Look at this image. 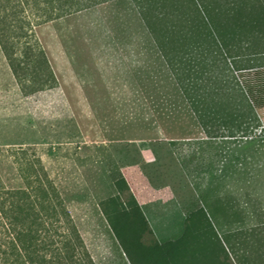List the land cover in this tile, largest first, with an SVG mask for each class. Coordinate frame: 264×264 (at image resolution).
<instances>
[{"label": "rangeland", "instance_id": "374dc122", "mask_svg": "<svg viewBox=\"0 0 264 264\" xmlns=\"http://www.w3.org/2000/svg\"><path fill=\"white\" fill-rule=\"evenodd\" d=\"M33 40L55 79L36 93L0 51L1 198L41 167L94 264H128L103 213L114 197L134 199L159 243L177 239L203 200L236 206L234 228L264 231V68L237 73L260 120L256 136L202 144L185 112L157 113L139 86L149 57L128 1L35 28Z\"/></svg>", "mask_w": 264, "mask_h": 264}, {"label": "trees", "instance_id": "16d2710c", "mask_svg": "<svg viewBox=\"0 0 264 264\" xmlns=\"http://www.w3.org/2000/svg\"><path fill=\"white\" fill-rule=\"evenodd\" d=\"M114 1L124 0H0V51L15 81L22 88L30 84L29 93L55 83L43 50L29 41L35 28ZM126 1L149 57L135 74L156 97V112H185L202 144L256 136L260 120L237 73L264 68V0ZM38 168L41 174L25 179L26 189L0 197V264H94L60 195ZM115 183L127 191L122 179ZM102 206L128 264H264V231L234 228L242 218L232 204L227 209L201 201L181 235L164 243L134 199L114 197Z\"/></svg>", "mask_w": 264, "mask_h": 264}, {"label": "crops", "instance_id": "0c3cea01", "mask_svg": "<svg viewBox=\"0 0 264 264\" xmlns=\"http://www.w3.org/2000/svg\"><path fill=\"white\" fill-rule=\"evenodd\" d=\"M216 205L224 206V205H226V204H221V203L219 204V203H218V204H216ZM228 206H229V205H226L227 209H228ZM185 218H186V217H185ZM219 218L222 220L223 225H224V219H223L222 216H217V217H216L217 222H218V219H219ZM184 220H185V219H184ZM219 224H220V223H219ZM223 225H222V226H223Z\"/></svg>", "mask_w": 264, "mask_h": 264}]
</instances>
